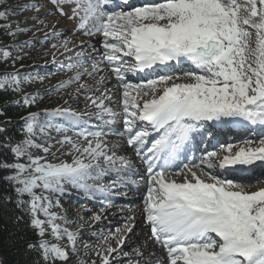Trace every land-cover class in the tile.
Wrapping results in <instances>:
<instances>
[{
	"label": "snow or ice",
	"instance_id": "obj_1",
	"mask_svg": "<svg viewBox=\"0 0 264 264\" xmlns=\"http://www.w3.org/2000/svg\"><path fill=\"white\" fill-rule=\"evenodd\" d=\"M49 2L60 17L78 20L77 30L84 36L99 35L101 40L99 48L81 41L75 51L69 47L71 40L52 44L53 50L63 49L61 55L65 56V61H58L53 52L52 62L74 75L45 94H58L75 84L73 99L83 96L85 107L96 109V119L107 131L99 125L90 130L89 121L71 108L46 111L43 122L35 113L25 118L26 139L10 148L17 162L0 163V168L14 173L7 179L16 185L18 197H29L26 203L38 234L45 235L47 224L57 241L64 237L68 241L67 246H61L41 240L28 247L38 249L43 264H68L71 256L79 253L78 243L97 258L90 264H141L144 260L145 253L137 248L131 250L134 256L125 251L127 236L123 232L131 234L135 224L125 225L123 230L116 227L106 235L101 232L99 243L92 246L79 240L85 230L62 228L56 221L67 224L66 217L51 211L54 205L47 193L63 196L67 186L90 198L99 194L104 197L102 204L109 206L118 185L127 182L136 186L131 179L136 172L132 161L117 154L122 145H109L104 139L112 133L122 138L146 166L142 213L151 239L163 252L155 262L145 264H264V189L245 192L235 181L217 175V170L264 163V139L256 148H240L233 153L231 146L225 145L227 154L223 157L213 150L205 152L199 162L177 164L204 122L239 118L264 125V0H158L131 10L125 7L129 0ZM43 7L33 3L14 8L8 0H0V29L10 37L33 31L21 27L27 20L15 25L8 20L18 14L17 9L22 14L40 12ZM31 19L44 24L39 16ZM49 35L58 38L62 33H45L44 41L39 42H46ZM31 44L26 41L24 46ZM73 51L74 55H68ZM0 58L12 59V51L0 50ZM183 61L199 70L186 73L190 82L176 83L171 75L144 84L127 81L128 73L136 75ZM106 69L122 89L118 111L109 106L116 100L106 84L108 77L101 75ZM86 78H95V82L89 84ZM34 79L37 77L20 76L18 72L3 75L0 90L20 93L22 85ZM39 79L43 82L44 78ZM42 98L39 93L26 94L23 104L31 107ZM56 118L65 123H54ZM118 121L121 129L109 127ZM75 128L80 130L74 132L73 139L67 133ZM37 130L63 135L55 143H37L33 139ZM56 145V151L67 146L63 154L72 157L71 163L48 161V155H56L52 151ZM32 149L43 155L33 156ZM22 158L27 163L19 162ZM110 174H115L110 183H99ZM170 176H181L182 182ZM36 189L41 190L39 195ZM121 194L127 196L126 192ZM55 206H60L58 200ZM39 214L46 219L37 218ZM101 219L94 216L96 222ZM127 219L135 217L129 215ZM91 234L97 235L94 229ZM148 255L156 253L150 251ZM80 264L89 262L81 260Z\"/></svg>",
	"mask_w": 264,
	"mask_h": 264
},
{
	"label": "rangeland",
	"instance_id": "obj_2",
	"mask_svg": "<svg viewBox=\"0 0 264 264\" xmlns=\"http://www.w3.org/2000/svg\"><path fill=\"white\" fill-rule=\"evenodd\" d=\"M43 1L44 0H8L9 6L14 7V8L17 5H21V6L28 5L29 3H33V2H35L36 4H42ZM0 10H3V9H0ZM17 12L18 14L10 17L8 22L15 25L17 22H23L27 20L28 21L27 23H21V27L26 28V29L28 28L33 29L35 32L30 31V32H27L26 34H20L15 37L8 36L10 39L9 45L3 44L2 40H0V50L8 49L12 51V59L5 61L2 58H0L3 68L5 69L4 72L8 73L6 75L18 72L20 76L37 77V79H34L31 83L23 84L22 91L19 94L22 97H24L26 94L36 95L37 93H39L40 96L43 97L42 99H38L33 104L35 109L38 110L40 118H46L44 116V113L46 111H51L57 108H73V106L76 107L78 104V100L73 99L74 92L67 91V89L59 92L58 94L57 93H53L52 95L45 94L48 90L54 89L61 82L66 81L65 78L57 77L51 71V68L55 64L52 62V53L55 52L56 58L61 59L63 58L62 57L63 55H61V52H63V49L62 50L59 49L58 51L52 49V44L59 45L61 41L57 43L52 42L51 44H48V45H40L39 41L44 40L45 33H49V34L53 32L62 33V27L64 23L57 16H50L49 18H47L45 14H43L45 12V9L43 11L41 10L40 12L29 10L22 14L20 13L19 9H17ZM34 16H39L40 19L44 20V24L41 27H37L38 30L32 27V26L39 24V21L35 19H31ZM51 20H56L62 23L61 28L47 29L46 25ZM72 26H73V23H71L70 26H68L67 28H71ZM61 36H63V33ZM26 41H31L32 42L31 46H24ZM70 45H72V48H73V44H70ZM9 46H11V48H9ZM40 77L44 78L43 82H41V80L39 79ZM174 82L187 83L190 81L187 76H184V77L178 78V80ZM114 96H115V92L113 94V97ZM65 101H68V103H65ZM54 133H55L54 130H48L46 134H42L37 130V135L33 137V139L37 143H43L45 140H48V142L50 143H55V141L59 139L58 137L59 135H56V137H52ZM67 135L71 136L70 134H67ZM258 146L259 145H256L253 148H256ZM245 147L246 145H242V148H245ZM57 148H59V145H56V147L53 148L52 150L53 152L56 153L55 156L51 154L48 155L47 157L48 161L52 163H59L61 160H63L65 162L71 163L72 157L63 154L67 146L65 150H61V151H56ZM31 151H32L33 156L43 155L42 152L36 149H32ZM218 155L221 156L222 153H219ZM242 188L245 192L251 193V192L264 189V183L256 185V186H252V187H242ZM40 191H41L40 189H36L37 195L40 194ZM69 193H71L70 188L67 189V191L65 192L63 196H58V195H54L51 193H47L48 195L51 196L53 205H54L51 208V211L53 213H56L60 217H66L68 221L67 224H63L62 221H59V220L56 222L61 223L62 228L67 227L69 231H72V232H80L82 229L85 230L81 233L79 240L86 241L92 246H96L99 243L100 232L98 230V223L100 222H96L94 219L90 220L91 218H89L90 216H88L89 213H86V212L88 210H91V208H89V206L81 202H78V201H76V204H75L73 201L70 200L71 196L69 197L68 195ZM75 193L78 196L80 195L79 192H75ZM57 200L59 201V205H60L59 207L55 206V203ZM37 218L41 220L46 219L42 214H39ZM111 224L119 225L120 223H111ZM90 225L93 226V228L90 229L89 227ZM45 229H46L45 235L42 237L43 240L48 241L50 244L59 243L61 246L68 245V241L66 237H64L60 241H57L56 238L51 234V228L47 224H45ZM93 229L97 233L96 237H93L91 234ZM110 229L111 227H107V230H110ZM110 231H113V230H110ZM125 234L126 232H124V235ZM142 234H143V231L141 230V228H138L137 232L134 235H136L137 237L138 236L140 237L142 236ZM145 239H146V236H145ZM145 239L142 240V242L140 243L141 245H143L144 242L145 244L147 243L146 242L147 239L146 240ZM113 246H115L114 242H113ZM78 247H79V253L77 255H72L70 260L68 261V264H80L81 260L87 261L90 264L92 260L97 259L95 255L89 254L82 244L78 243ZM126 249L127 248H125V251H129V249H133V247L127 250ZM152 251L155 252L154 250ZM148 253L149 252L145 254L146 261L150 260L153 257V256H149ZM142 264H145V262H143Z\"/></svg>",
	"mask_w": 264,
	"mask_h": 264
},
{
	"label": "trees",
	"instance_id": "obj_3",
	"mask_svg": "<svg viewBox=\"0 0 264 264\" xmlns=\"http://www.w3.org/2000/svg\"><path fill=\"white\" fill-rule=\"evenodd\" d=\"M0 40L6 43L9 40L3 29ZM4 70L0 61V77ZM23 99L11 90H0V163L17 162L10 148L26 139L25 118L34 108L25 106ZM19 162L27 163V159ZM12 174L0 168V264H43L38 249L28 247L38 245L41 239L31 223L33 217L26 203L29 197L26 194L18 197L16 185L7 179Z\"/></svg>",
	"mask_w": 264,
	"mask_h": 264
},
{
	"label": "bare ground",
	"instance_id": "obj_4",
	"mask_svg": "<svg viewBox=\"0 0 264 264\" xmlns=\"http://www.w3.org/2000/svg\"><path fill=\"white\" fill-rule=\"evenodd\" d=\"M43 15V14H42ZM41 15V16H42ZM44 16V15H43ZM48 22V21H47ZM42 25L39 23L38 25H35V26H32L33 28H36V29H38L37 27H41ZM61 26H62V23H60V22H58V21H56V20H51V21H49L48 23H47V25H46V27H47V29H58V28H61ZM40 29V28H39ZM34 31V30H33ZM37 31V30H36ZM57 31H59V30H57ZM35 32V31H34ZM64 40H61V43L63 42ZM60 43V44H61ZM80 44V41L79 42H77V45H79ZM77 45H73V48L75 47L76 48V46ZM69 47H72V45H69ZM60 50H62V49H60ZM60 53V52H59ZM63 57V56H62ZM188 67V65L186 64V63H182L181 64V66H180V68H187ZM101 75H103L102 73H101ZM89 81L93 84L94 82H95V78H89ZM114 87V86H113ZM113 95V94H112ZM115 97V96H114ZM106 103H108L107 101H106ZM110 105H114V103H112V104H110ZM228 129V128H227ZM221 137L222 138H224L223 140H225V139H227V138H229L230 137V135L228 134V133H224V134H222L221 135ZM182 182V181H181ZM89 218H91V217H89ZM88 218V219H89ZM138 234V233H137ZM123 235H124V232H123ZM124 236H127V243L125 244V248H137V249H139L140 251H143L144 253H145V251L147 250V249H149L150 248V250H152V246H151V243H149V242H147L146 244H145V242H144V244L143 245H140L139 243H140V241H142L143 239H145V235H144V232H143V234H142V236H140L138 239H135V238H129V234L126 232V234L124 235ZM135 255V254H134ZM133 255V256H134Z\"/></svg>",
	"mask_w": 264,
	"mask_h": 264
}]
</instances>
